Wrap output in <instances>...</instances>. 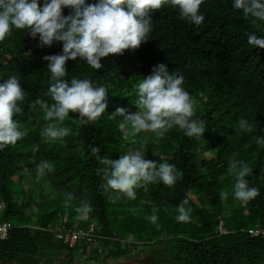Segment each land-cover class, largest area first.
I'll use <instances>...</instances> for the list:
<instances>
[{
	"label": "trees",
	"instance_id": "16d2710c",
	"mask_svg": "<svg viewBox=\"0 0 264 264\" xmlns=\"http://www.w3.org/2000/svg\"><path fill=\"white\" fill-rule=\"evenodd\" d=\"M44 2L39 0L41 7ZM72 12L63 9L64 16ZM199 14L204 21L197 26L165 4L149 13L152 31L138 49L103 58L100 70L80 58L69 60L66 80L89 79L108 92L105 113L87 125L77 123L78 113L70 112L58 124L46 120L38 106L31 107L37 98L52 103L45 95L51 74L43 58L62 54V42L41 46L39 36L33 39L27 30L16 29L0 42V82L12 75L19 79L25 99L15 119L26 133L0 150V221L14 225L9 239L0 240V264H75L77 257L89 263L133 259L151 247L159 264H264V238L247 232L264 227V146L253 140L264 137V49L248 44L250 33L264 37V22L253 28L242 10L233 8V0H204ZM159 64L184 76L183 87L196 100L193 119L204 120L206 131L200 139L187 137L178 127L160 139L146 133L145 158L173 164L183 177L172 187L156 182L137 188L132 200L105 191L91 147L116 160L142 142L145 132L132 134L130 125L120 128L121 117L110 116L117 108L138 111L136 86ZM241 118L253 124L251 133L239 130ZM49 123L68 128L69 134L56 140L42 137ZM234 154L253 169L249 186L259 189L247 203L233 195L229 161ZM43 160L53 169L40 176L36 167ZM28 175L36 196L19 186ZM221 191L229 193L224 201ZM66 194L74 197L69 207L64 204ZM184 199L191 218L177 222V206ZM81 200L93 209L85 218L75 211ZM154 208L158 218L152 222ZM220 222L228 233L219 234ZM91 224L102 237L93 244L80 241L70 248L53 232L57 227L85 230Z\"/></svg>",
	"mask_w": 264,
	"mask_h": 264
},
{
	"label": "clouds",
	"instance_id": "9594fccd",
	"mask_svg": "<svg viewBox=\"0 0 264 264\" xmlns=\"http://www.w3.org/2000/svg\"><path fill=\"white\" fill-rule=\"evenodd\" d=\"M204 0H99L86 4L85 0H45L43 7L39 0H0V42L12 34L13 29L27 30L33 39L39 36L41 46H51L53 42H62V54L45 56L47 69L51 74V83L46 96L52 103L37 98L31 105L39 107L48 121L63 124L69 113H78L77 123L87 125L97 121L108 107V92L104 86H94L89 79L67 76L66 64L77 58L85 60L96 70L104 67L103 58L122 54L128 49H138L148 41L152 31L151 11L159 10L170 4L179 10L181 19L199 26L204 16L199 14ZM73 12L63 15V9ZM233 8L242 10L243 16L251 20L253 28L259 29L258 21L264 22V0H233ZM248 44L264 49V37L255 33L248 35ZM184 76L178 72L169 73L165 64L152 69V74L138 82L136 86L135 106L138 111L129 113L117 108L112 118L121 117L120 128L129 125L132 134L147 132L156 139L163 138L174 127H178L189 138L200 139L206 131L204 120L193 119L196 100L183 87ZM25 99V91L16 75L0 82V150L14 145L26 134L20 130L15 117L22 112L19 103ZM49 123L41 131V136L49 139H61L69 134L66 127ZM241 131L251 133L253 124L247 119L238 121ZM126 138V137H125ZM257 145L264 146V137L254 136ZM99 147H91V155L100 167L96 174L105 181V191L136 199V189L152 183L162 182L172 187L178 178L183 177L175 165L168 162L157 164L145 158V153L137 150L111 160L99 155ZM53 165L47 160L36 167L37 175L43 176L51 171ZM230 173L235 178L234 198L247 203L259 195V189L249 186L248 177L253 169L244 160L233 158L229 161ZM227 191L219 193L220 200L228 198ZM72 194H66L64 204L71 206ZM189 201L182 200L177 206V222H189L191 208ZM78 218L87 217L92 206L87 200H81L75 208ZM156 209L150 220H157Z\"/></svg>",
	"mask_w": 264,
	"mask_h": 264
},
{
	"label": "built area",
	"instance_id": "2783aa9c",
	"mask_svg": "<svg viewBox=\"0 0 264 264\" xmlns=\"http://www.w3.org/2000/svg\"><path fill=\"white\" fill-rule=\"evenodd\" d=\"M1 208V206H0ZM14 225L8 221H0V240L6 241L9 239L11 230ZM55 238L61 241L63 244L73 248L78 242L83 241L85 244H93L100 238H102L97 231L95 224H91L85 230H79L75 228L60 227L53 230ZM219 234H226L228 231L224 227V223L220 222L218 227ZM248 234L252 238H264V227L251 228Z\"/></svg>",
	"mask_w": 264,
	"mask_h": 264
},
{
	"label": "rangeland",
	"instance_id": "374dc122",
	"mask_svg": "<svg viewBox=\"0 0 264 264\" xmlns=\"http://www.w3.org/2000/svg\"><path fill=\"white\" fill-rule=\"evenodd\" d=\"M146 133L147 132H145V135L142 139V142L138 144L137 148L132 149L129 152L140 150V151L145 153V151H146V147H145ZM15 180L19 181L18 178H15ZM19 186L24 190H26V189H28V191L32 190L34 192V196L37 195L36 186L33 182L31 175L26 176L24 181ZM57 228H59V227H57ZM154 249H155L154 247L146 249L139 257H136L133 259L111 258V259H108L106 261L99 259V261H96V262L92 261L89 263V262H87V260H85V258L82 259L81 257H77L75 264H159L158 263L159 260L157 259L156 255L154 254V252L156 253V251ZM91 256H94V255H91ZM63 259H64V256H61V258H59V260H63ZM166 264H168V262Z\"/></svg>",
	"mask_w": 264,
	"mask_h": 264
}]
</instances>
